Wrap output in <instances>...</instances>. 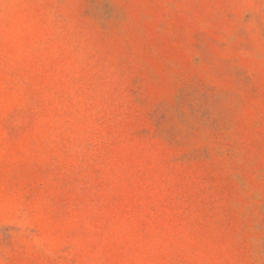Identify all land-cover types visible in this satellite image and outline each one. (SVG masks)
Masks as SVG:
<instances>
[{"label": "rangeland", "instance_id": "374dc122", "mask_svg": "<svg viewBox=\"0 0 264 264\" xmlns=\"http://www.w3.org/2000/svg\"><path fill=\"white\" fill-rule=\"evenodd\" d=\"M0 264H264V0H0Z\"/></svg>", "mask_w": 264, "mask_h": 264}]
</instances>
